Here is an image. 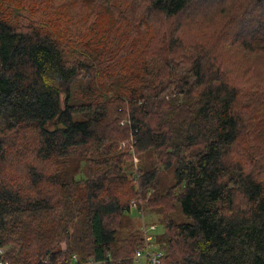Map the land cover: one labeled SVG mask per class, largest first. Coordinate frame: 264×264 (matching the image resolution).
<instances>
[{
	"label": "trees",
	"instance_id": "16d2710c",
	"mask_svg": "<svg viewBox=\"0 0 264 264\" xmlns=\"http://www.w3.org/2000/svg\"><path fill=\"white\" fill-rule=\"evenodd\" d=\"M131 208L264 264V0H0V261L135 264Z\"/></svg>",
	"mask_w": 264,
	"mask_h": 264
},
{
	"label": "built area",
	"instance_id": "2783aa9c",
	"mask_svg": "<svg viewBox=\"0 0 264 264\" xmlns=\"http://www.w3.org/2000/svg\"><path fill=\"white\" fill-rule=\"evenodd\" d=\"M130 142V144L133 143L132 137H130V139L128 140ZM126 143V141L122 142L120 144V146H124ZM131 146V145H130ZM132 147V146H131ZM138 164H139V160L136 156L133 157V165L134 168L137 169L138 168ZM135 178H137V174L135 175ZM151 190L148 192L147 197L149 196ZM140 198V197H139ZM141 199V198H140ZM131 203L136 206V200L133 199L131 201ZM140 213V218H141V234L143 237V244L140 248H138L134 255H133V259L136 263L139 262L140 264H163L162 263V257H164V251L163 250H159L158 247H152V243L150 242L151 236L148 234V228L149 226L146 224L145 219L143 218V213L142 210H138ZM151 228L153 226H150ZM73 260H74V264H96V261H94L93 259H90L88 262H82L79 261L76 257V255H73ZM0 264H8L7 262H1Z\"/></svg>",
	"mask_w": 264,
	"mask_h": 264
},
{
	"label": "rangeland",
	"instance_id": "374dc122",
	"mask_svg": "<svg viewBox=\"0 0 264 264\" xmlns=\"http://www.w3.org/2000/svg\"><path fill=\"white\" fill-rule=\"evenodd\" d=\"M72 157H73V153H72ZM74 162V161H72ZM178 213L179 215L183 218L184 221L187 220V218L184 216V214L181 212V209L178 208ZM157 215V213H156ZM145 217H146V220L147 221H150L148 217V214H147V211L145 212ZM154 217V216H152ZM131 222L133 225L132 227L135 228V229H138L139 232H141V218H140V213L139 211H137L135 208H131V210L127 213L125 212L123 217H122V222H121V228L119 230V234L120 235H123L124 232H125V225L127 222ZM158 232V229L155 231V233ZM61 249H65V244L64 242L61 243ZM135 264H140L139 262L136 261Z\"/></svg>",
	"mask_w": 264,
	"mask_h": 264
}]
</instances>
